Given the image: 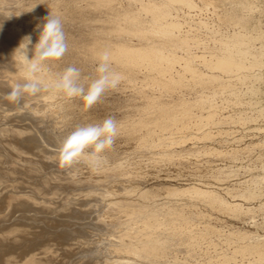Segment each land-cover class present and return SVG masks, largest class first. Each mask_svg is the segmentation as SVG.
Wrapping results in <instances>:
<instances>
[{"label":"bare ground","instance_id":"1","mask_svg":"<svg viewBox=\"0 0 264 264\" xmlns=\"http://www.w3.org/2000/svg\"><path fill=\"white\" fill-rule=\"evenodd\" d=\"M136 11L130 5L126 6L121 3L118 5L116 0H0V187L22 183L19 189H7L0 196V203H5L10 210L11 205L16 203L14 199L25 194V191L33 186L39 192L58 194L57 196L72 203L89 204L91 213L96 212L91 216L96 214L94 218L100 225L97 229H102L106 238L103 240L102 235L99 242L93 237L96 234L93 233L92 236L95 242L93 251L98 249L97 251L100 252L101 249L102 256L97 253L102 257L101 260L95 261L93 257H88L93 256L89 253L92 247H84L79 250L80 255L77 253L80 257L77 258L78 264H99L98 262L101 264H138V258L149 264H160L164 258L169 256L172 248L179 241L185 245L190 254L189 251L197 243L196 236L203 233L198 231L199 234L195 235L185 231L186 223L189 224L187 214L192 213L189 208L190 213L186 214L185 208H192L196 205L192 200L219 208L221 211L228 210L235 214L240 212L238 204L229 203L217 193L218 191L203 188L197 183L186 186H162L157 189H150V187L143 189L134 184V178H140L138 176H143L146 172L152 173V170L162 165L164 158L145 160L144 163L141 155L139 156L142 160L140 157L135 158L137 152L132 154L135 155L134 157L131 155L134 149L133 143H141L139 147H147L146 143L158 127L168 129L179 121L181 128L186 129L189 119L187 121L185 119L189 117L196 104L192 101L202 102L206 97L208 98V93H204L207 86L202 82L187 85L183 80V75L173 73L174 62L179 56L159 55L151 47L152 42L167 41L166 35L157 30L156 25H150L151 29H143L134 27L125 20V16L135 15ZM50 13L60 16L63 25H66L65 22L68 20L79 19L85 24L83 26L85 29L74 32L64 26L68 51L61 60L48 62V66L41 73L42 78L50 82L58 72L68 66L80 68L85 76L93 75L98 55L104 50H109L112 67L122 76L121 84L117 88L122 94L110 98L108 96L112 93L110 90L100 103L86 109L83 101L78 98L68 99L53 91H42L36 96H26L20 103L28 106V112L22 111L18 115L22 118L30 115H34L36 119L46 118L51 125L66 129L65 132L67 131L68 135L78 126L98 123L109 116L117 119L120 125L119 135L113 147L103 154V165L95 170L84 162L62 168L58 166V150H55V155H50L48 151L51 149L47 151L43 146L39 147L42 144L38 143L36 136L26 137L14 128L16 126L11 128L7 126L9 123L7 121L12 115L4 111L5 108L1 103L11 105L12 112L15 106H13L14 103L6 100L4 95L11 90L14 84L24 82L21 56L19 52L13 56L14 50L24 36L30 35L32 44L29 45L28 57L32 58V46L38 42L39 37L37 25H43ZM89 23L93 26L89 27L87 25ZM105 32H110L112 35L114 33L116 37H112L111 34V36L106 35ZM123 35L128 37L124 38ZM135 35L139 37L137 42L133 38ZM193 92L201 95L192 99L191 93ZM110 110L111 113H109ZM55 138L53 139L59 144L65 137ZM47 140H50V137L46 138ZM29 145L33 147L30 148ZM120 147L122 149H119ZM249 147L245 149L249 151ZM118 149L124 150L125 155H121ZM236 152L238 149H234L233 153ZM10 161L15 165L7 167L5 163ZM195 168L194 170L200 174L203 171L212 173L214 176L224 172L223 168L203 170L199 167ZM24 172L30 173L32 179L22 176ZM158 173L155 174L157 177ZM32 174L37 175L33 178ZM161 194L171 195V197L178 195L181 198L169 200L166 198L167 201L160 202L156 199L151 200L152 197ZM186 198L191 200L188 201ZM22 204L28 207L30 202L26 200ZM197 212L199 217L203 214L199 213L200 211ZM197 214L194 215L197 216ZM5 218L8 219L0 220V233L3 236L0 237V264H48L55 257L56 248L51 250L44 248L51 239L49 237L45 243L38 239L23 242L11 241L12 244L6 242L10 239H18L23 232H26V229L17 225L16 221L21 219L17 214ZM0 219H2L1 216ZM214 228L208 223L205 231L213 233L216 231ZM19 230L22 231L21 234H13ZM249 236L251 235L242 237L234 230L228 234L229 239L237 241L236 253L251 254L255 256V260L264 261V240L261 238L252 240L248 238ZM183 250L186 249L183 248ZM230 259H232L231 254L224 255V260Z\"/></svg>","mask_w":264,"mask_h":264},{"label":"rangeland","instance_id":"2","mask_svg":"<svg viewBox=\"0 0 264 264\" xmlns=\"http://www.w3.org/2000/svg\"><path fill=\"white\" fill-rule=\"evenodd\" d=\"M116 3L130 5L137 10L135 15L125 16V20L132 26L151 29L150 25H156L155 28L166 35L167 41L152 42L151 47L159 55L179 56L174 62L173 73L183 75L187 85L202 82L207 86L204 93L209 94H207L208 98L206 97L202 102L192 101L196 102L191 111L194 115L190 114L186 117V121L189 119L186 129L181 128L179 121L168 129L158 127V130L156 129L158 132L155 131L154 135L150 136V143H146L147 147H139L141 143H133L134 149L131 155L137 152L136 156H132L140 157V159L142 156L143 162L164 158L162 165L152 170V173L148 172L150 176L146 172L144 174L146 177L143 175L138 176L140 178H134V184L143 189H149V187L157 189L162 186H186L197 183L203 188L218 191L217 193L229 203L238 204L240 210L238 214H235L192 200L196 205L185 208L186 214L192 212L187 214L189 224L186 223L185 231L195 235L198 231L203 233H198L200 236H196L197 243L192 248L193 252L191 250L189 254L185 245L179 241L163 261L166 264H170L171 261L172 264H264V261L255 260V256L251 254L236 253L237 241L228 237L231 230H234L242 237L251 235L248 238L252 240L255 238L264 240V0H119L118 2L116 0ZM65 24V27L74 32L85 29L83 27L85 24L79 19L68 20ZM87 25L93 26L92 23ZM105 34L112 35L110 32ZM114 35L113 33L112 37H116ZM133 38L135 42L139 40L137 35ZM229 65L232 67L228 68ZM115 91L112 90V95L108 96L111 98L122 94L120 90ZM195 93H191L192 99L201 95ZM19 104L18 106L13 104L15 109L12 112L11 105L1 103L5 108L4 111L12 115L7 121L9 122L7 126L9 128L16 126L14 128L26 137L36 136L38 143L42 144L39 147L43 146L47 151L51 149L48 154L55 155V150H58L60 143L55 142L53 138L66 137L68 135V132H65L66 129L51 125L46 118L36 119L34 115L19 117L18 114L22 111L28 112L26 104ZM38 137L44 143L40 142ZM48 137L50 140L46 141ZM29 147L33 146L29 145ZM245 147H249L250 150L248 151ZM234 149H238L235 154ZM119 152L125 155L124 150ZM165 161L166 163H163ZM5 164L7 167L15 165L11 161ZM195 167L202 170L223 168L224 172L214 176L212 173L202 171L201 175L194 170ZM23 174L22 176L27 179H32L30 173ZM36 175L32 174L33 178ZM60 182L64 183V181ZM21 184L1 186L0 196L7 189L21 188ZM57 195L39 192L32 186L25 191V194L14 199L16 203L11 205L10 210L5 203H0V212H3L0 213L2 217L0 220L17 214L21 218L16 221L17 225L26 229L23 233L21 230L13 233L14 235L22 233L18 239H10L6 242L12 244L11 241L23 242L38 239L45 243L49 240L48 237L51 238L52 240L50 239L44 248L46 250L56 248L57 251L48 264H78L79 250L84 247H92L89 253L93 256L88 257H93L95 261L101 260L103 253L100 248V252L98 249L93 251L95 242L92 236L93 233L96 234L93 237L99 241V238L103 236L105 240L106 234L102 232V229H97L100 225L94 218L96 214L91 216L96 212L91 213L89 204L72 203ZM158 196L152 197L151 200L156 199L160 202L181 198L178 195L171 197L167 194ZM26 200L30 202L28 207L22 204ZM186 200L191 199L186 198ZM189 208L190 211H188ZM197 211L203 214L199 217ZM194 214H197L199 218ZM206 221L215 227V233L209 232V235L205 231L208 224ZM205 233L208 235L205 236ZM1 235L0 233L2 238ZM174 249L176 250L173 251ZM225 254H231L232 259L224 260ZM169 259L170 262H168ZM163 261L160 264H164ZM98 263L101 264V262ZM137 263L145 264L146 262L138 258Z\"/></svg>","mask_w":264,"mask_h":264},{"label":"clouds","instance_id":"3","mask_svg":"<svg viewBox=\"0 0 264 264\" xmlns=\"http://www.w3.org/2000/svg\"><path fill=\"white\" fill-rule=\"evenodd\" d=\"M39 29L38 42L32 46L29 59L30 35L24 36L13 56L20 53L23 68V83H16L4 98L19 104L26 96H36L42 91H53L68 99H80L84 107L90 109L100 103L105 94L116 90L122 81L120 73L112 67L109 50L101 52L96 60L94 74L85 76L80 68L68 66L58 72L55 78L45 81L41 73L50 61H59L68 51L67 36L62 18L50 13ZM120 131L119 121L112 116L98 123L78 126L59 144L57 159L62 168L84 162L93 170L104 163V153L110 150Z\"/></svg>","mask_w":264,"mask_h":264}]
</instances>
